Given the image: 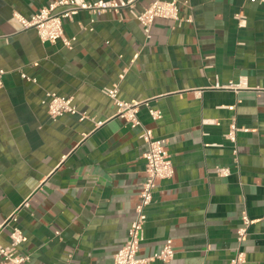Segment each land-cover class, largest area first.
<instances>
[{
  "label": "crops",
  "instance_id": "1",
  "mask_svg": "<svg viewBox=\"0 0 264 264\" xmlns=\"http://www.w3.org/2000/svg\"><path fill=\"white\" fill-rule=\"evenodd\" d=\"M51 1L0 0V222L17 218L0 229V246L18 227L26 264H114L140 202L141 135L151 129L175 173L156 182L138 257L171 239L166 264H229L246 215L245 264H264V3L181 0V21L156 19L149 39L128 9L81 11L64 21L68 49L15 18ZM115 86L119 99L147 102L140 126L115 116L103 92ZM47 93L72 98L86 118H51Z\"/></svg>",
  "mask_w": 264,
  "mask_h": 264
},
{
  "label": "built area",
  "instance_id": "2",
  "mask_svg": "<svg viewBox=\"0 0 264 264\" xmlns=\"http://www.w3.org/2000/svg\"><path fill=\"white\" fill-rule=\"evenodd\" d=\"M138 0H100L96 2H87L85 0H52L46 6L40 8L31 18H25L20 14H16V20L21 24L23 30L34 29L43 43H55L62 41L65 47L72 49L74 38L70 39L64 33V21H72L73 18L81 11L89 13H115L118 14L122 9H128L133 16L144 28L147 39L151 37V29L156 19L171 20L180 22L179 8L182 4L181 0H151L143 10L136 9ZM252 2L264 3V0H250ZM238 18L241 20L243 16L240 14ZM192 22V17L185 20ZM5 71L0 69V89L4 87L3 77ZM26 78L25 75H23ZM104 94L109 97L115 108V116L124 119L131 127L140 126L138 118L139 107L147 106V102H126L119 99L118 86L114 88H106ZM48 114L51 118H59L66 114L79 115L81 120L86 118V114L78 111L73 105L72 98L58 96L55 93H47V101L44 102ZM149 113L154 120L161 118V112L150 109ZM241 131L233 124L226 138L231 142H236V134ZM246 131V130H244ZM142 140L147 145V151L144 153L145 179L142 183L140 192V202L135 208V216L128 230V237L125 244L117 250L114 255V264H166L175 256L173 241L168 239L159 253L153 254L147 258H139L141 244L144 241V225L147 220L146 209L153 202L158 180L171 179L175 170L171 156L166 149L165 140H156L151 129H144ZM216 172L220 177H227L230 174L228 168H216ZM16 214L12 215L7 222H16ZM5 223L0 222V229ZM251 221L245 215L243 217V226L238 230L239 247L235 256L229 264H245L246 253L242 250V244L247 236L248 228ZM23 231L14 227L10 234V245L7 247L0 246V254L3 260L0 264H26L28 258L19 253L20 245L25 241Z\"/></svg>",
  "mask_w": 264,
  "mask_h": 264
}]
</instances>
